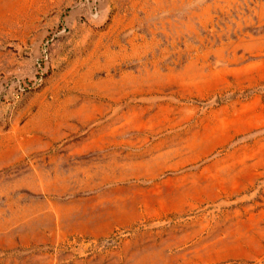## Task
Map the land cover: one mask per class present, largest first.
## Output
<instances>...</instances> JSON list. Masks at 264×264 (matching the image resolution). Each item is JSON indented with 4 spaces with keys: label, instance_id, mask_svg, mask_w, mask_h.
I'll use <instances>...</instances> for the list:
<instances>
[{
    "label": "rangeland",
    "instance_id": "1",
    "mask_svg": "<svg viewBox=\"0 0 264 264\" xmlns=\"http://www.w3.org/2000/svg\"><path fill=\"white\" fill-rule=\"evenodd\" d=\"M0 264H264V0H0Z\"/></svg>",
    "mask_w": 264,
    "mask_h": 264
}]
</instances>
